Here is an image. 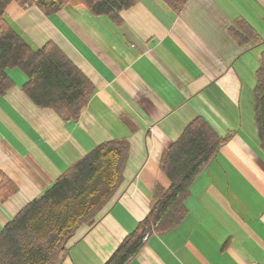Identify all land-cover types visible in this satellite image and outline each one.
I'll return each instance as SVG.
<instances>
[{
	"label": "crops",
	"instance_id": "obj_1",
	"mask_svg": "<svg viewBox=\"0 0 264 264\" xmlns=\"http://www.w3.org/2000/svg\"><path fill=\"white\" fill-rule=\"evenodd\" d=\"M120 18L116 24L72 5L50 16L7 7L6 22L32 48L55 43L95 90L79 119L64 122L34 106L21 90L25 77L8 71L14 86L0 95V182L15 192L0 202V231L96 145L125 140L117 192L68 240L60 263L104 264L145 218L156 190L168 187L161 159L201 116L229 141L193 182L181 224L148 236L128 264L263 261L264 153L238 101L251 96L246 81L264 51V0H188L178 14L161 0H138Z\"/></svg>",
	"mask_w": 264,
	"mask_h": 264
},
{
	"label": "trees",
	"instance_id": "obj_2",
	"mask_svg": "<svg viewBox=\"0 0 264 264\" xmlns=\"http://www.w3.org/2000/svg\"><path fill=\"white\" fill-rule=\"evenodd\" d=\"M175 14L188 0H161ZM36 7L46 16L66 5L80 6L97 17L119 24L120 13L138 0H0V95L14 81L9 70L23 73L24 95L40 109H52L64 122L77 121L88 104L94 85L53 42L32 48L5 20L11 3ZM238 28L251 36L249 27ZM236 39L244 37L231 28ZM253 123L264 153V51L255 72ZM229 141L201 116L192 119L166 150L160 167L169 181L156 190L155 201L136 229L115 248L104 264H128L152 234L173 230L184 220L190 189L208 163ZM129 155L125 140L114 139L96 145L68 167L44 193L27 203L0 231V264H60L66 244L83 225L92 226L99 213L117 192ZM9 180L0 182V202L12 196Z\"/></svg>",
	"mask_w": 264,
	"mask_h": 264
},
{
	"label": "rangeland",
	"instance_id": "obj_3",
	"mask_svg": "<svg viewBox=\"0 0 264 264\" xmlns=\"http://www.w3.org/2000/svg\"><path fill=\"white\" fill-rule=\"evenodd\" d=\"M259 55V53L257 54ZM11 71H14L16 74H19L22 78H24L23 76V73L20 72L19 70L17 69H13ZM9 71V72H11ZM253 72V70H252ZM248 77L250 78H247V81H246V85H248V87H250V91H251V88L252 86H254L255 84V77L253 75V77H251V75L249 74ZM239 106H240V109L242 110V113H241V118H242V121L243 122H247V121H251L252 120V106H253V99H252V96H249V98L245 101V98H241L239 99ZM244 104H246V108L244 106ZM247 110H248V113H247Z\"/></svg>",
	"mask_w": 264,
	"mask_h": 264
},
{
	"label": "built area",
	"instance_id": "obj_4",
	"mask_svg": "<svg viewBox=\"0 0 264 264\" xmlns=\"http://www.w3.org/2000/svg\"><path fill=\"white\" fill-rule=\"evenodd\" d=\"M254 264H264V260L261 262L254 263Z\"/></svg>",
	"mask_w": 264,
	"mask_h": 264
}]
</instances>
